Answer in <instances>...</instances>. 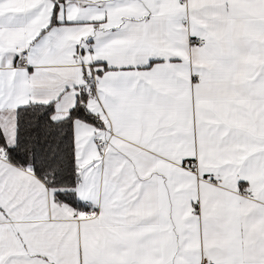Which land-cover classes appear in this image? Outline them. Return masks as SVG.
I'll use <instances>...</instances> for the list:
<instances>
[{"label":"snow or ice","instance_id":"6c2138e0","mask_svg":"<svg viewBox=\"0 0 264 264\" xmlns=\"http://www.w3.org/2000/svg\"><path fill=\"white\" fill-rule=\"evenodd\" d=\"M0 264H264V0H0Z\"/></svg>","mask_w":264,"mask_h":264}]
</instances>
